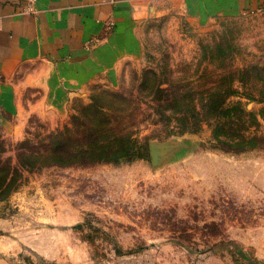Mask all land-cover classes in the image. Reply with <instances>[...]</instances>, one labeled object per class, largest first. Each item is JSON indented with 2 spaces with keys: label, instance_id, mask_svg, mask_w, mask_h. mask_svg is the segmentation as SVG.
<instances>
[{
  "label": "rangeland",
  "instance_id": "rangeland-1",
  "mask_svg": "<svg viewBox=\"0 0 264 264\" xmlns=\"http://www.w3.org/2000/svg\"><path fill=\"white\" fill-rule=\"evenodd\" d=\"M139 34V54L64 110L28 88L24 110L0 120V264H264V11L207 22L174 12ZM149 68L159 77L141 91ZM227 74L231 121L202 107ZM178 87L197 109L186 129L166 97ZM88 112L131 133L132 153L30 156L68 128L89 131Z\"/></svg>",
  "mask_w": 264,
  "mask_h": 264
},
{
  "label": "crops",
  "instance_id": "crops-1",
  "mask_svg": "<svg viewBox=\"0 0 264 264\" xmlns=\"http://www.w3.org/2000/svg\"><path fill=\"white\" fill-rule=\"evenodd\" d=\"M260 11L264 0H0V120L24 110L28 88L64 110L91 80L139 54L150 19Z\"/></svg>",
  "mask_w": 264,
  "mask_h": 264
},
{
  "label": "trees",
  "instance_id": "trees-1",
  "mask_svg": "<svg viewBox=\"0 0 264 264\" xmlns=\"http://www.w3.org/2000/svg\"><path fill=\"white\" fill-rule=\"evenodd\" d=\"M165 69H168V67H166ZM158 77L159 72L155 69L149 68L145 70L142 82L143 87H141L140 90L143 91L148 87H152L154 80H156ZM234 80L235 78L231 77L230 74L223 75L220 77V83L215 89H213L214 87L211 86L209 90H206L207 93L204 94H206L205 97H207V99H205V102L208 103V106L205 108V103H203L202 106L205 110L207 109V111H205V114L213 116L214 114H210L213 113V110L216 117L221 114V117L227 116V120L231 121V118H233V116L229 112V110L224 107V104L227 97L234 93L230 90V87L233 86ZM165 81V79L160 80V84ZM157 89L161 90L164 93L169 92V90L165 88L157 87ZM192 91L193 90L191 89L184 91L180 87H178L174 89L168 96H166L167 98L171 96V99L179 106L174 107V110L176 113L179 114L178 120L184 123V129H186V125L188 126L191 117L193 116L190 115V113L188 112L197 111V109L195 108L196 105H192L189 107L182 106L183 103H185L187 99L193 95ZM114 94L123 95L122 93ZM89 112L85 113L87 117L89 116ZM76 118L78 122L83 123L80 119H78V116ZM88 120L89 122L94 124L90 127L89 131H86V127L85 129H83L82 125H78L74 129L68 128L67 132H62L58 136H55V138H50L47 143L45 142V145L50 148V152L46 153L45 151H32L30 156L37 160L52 158L54 159L53 161L56 163L57 161H68V159H73V157L77 155H82V157L84 158L92 159L87 161H111L117 160L119 157L125 156L127 153H132L133 147L130 145V143L131 141L134 142V140L132 139L131 133H122L121 130L113 126V123L107 126L108 123H110L108 121V116H89ZM78 132H82V138L75 137L78 136L76 135L79 134ZM72 138H74V144L72 143ZM126 138L129 139L126 141ZM83 139H85L86 141L84 144H82ZM243 140L252 144L253 139L243 138ZM238 141H240L239 138L234 140L235 143H237ZM106 153H112L113 156L110 158H105L104 155H106ZM96 157H98L97 160H94ZM2 187L6 188L7 186L1 185V190L3 189Z\"/></svg>",
  "mask_w": 264,
  "mask_h": 264
}]
</instances>
